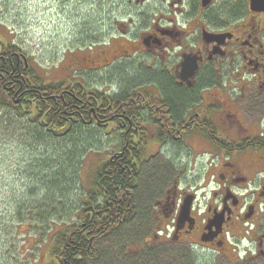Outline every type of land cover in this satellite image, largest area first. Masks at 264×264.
I'll return each mask as SVG.
<instances>
[{
	"label": "flooded vegetation",
	"instance_id": "flooded-vegetation-1",
	"mask_svg": "<svg viewBox=\"0 0 264 264\" xmlns=\"http://www.w3.org/2000/svg\"><path fill=\"white\" fill-rule=\"evenodd\" d=\"M89 3L105 25L73 28L74 38L92 37L69 43L77 51L59 80L0 36V94L15 91L17 102L18 80L34 74L107 87V108L73 99L77 120L109 132L114 173L130 164L136 177L155 172L158 184L152 203L137 204L140 234L149 232L120 253L121 264L142 254L153 257L144 264H264V0H88L93 11ZM93 32L106 33L97 41ZM127 67L131 77L149 73L120 93L127 82L116 71Z\"/></svg>",
	"mask_w": 264,
	"mask_h": 264
},
{
	"label": "rangeland",
	"instance_id": "rangeland-1",
	"mask_svg": "<svg viewBox=\"0 0 264 264\" xmlns=\"http://www.w3.org/2000/svg\"><path fill=\"white\" fill-rule=\"evenodd\" d=\"M77 1L79 0H0V36L6 40H13L28 60L39 66V72L44 77L46 74L51 80H59L66 73L64 67L68 56L77 51L76 48L68 46L69 43L72 40H81L82 36L86 39L92 37L89 32H77V38H74L71 33V31L75 32L73 28L89 25V28L102 29L105 25L102 9L89 3L90 6L96 7V10L91 11L86 4L88 0ZM75 8L76 12L73 11ZM78 12H82L81 16ZM84 12L87 14L85 15ZM90 19L91 22L87 23ZM89 28L87 26L84 30ZM93 33L97 41H100L103 37L101 34L106 32ZM69 50L73 51L70 53ZM1 114L4 113L0 111ZM3 120L2 125H6L7 129H0V226L3 223L8 224L5 226L11 237L9 240L0 238L2 246L0 264H48L54 233L64 223L70 224L71 221H76L73 211H70L71 207L73 206L72 209L78 207L76 204L79 203L81 188L85 192L93 189L91 182L94 168L107 154L109 155V132H104L102 138L104 151L96 149L97 145H95L86 152L87 149L84 147L89 144L83 143L84 137L80 141H47L43 137L35 141L31 136L27 137L26 132L20 130H24L28 125H19L17 122L19 118L8 114ZM143 174L147 176L148 171H144ZM53 178L56 182H62V186L65 187V190L60 192L62 195L60 201L68 203L66 213L62 212L64 214L59 219L54 218L57 222L53 224V228L39 235L35 228H27V225L10 226L13 220L12 212L15 210L13 208H18L20 200L26 196L25 193H28L29 189L36 188L37 195L36 192L34 195H43L44 191L39 181H48L46 193L55 194L56 190L51 189L49 183ZM149 199L147 201L152 203L155 198ZM140 201L141 205H144L143 197ZM140 216L141 212L139 217L133 220V226L138 227L141 223ZM140 231L139 225L137 232L125 233L123 230L112 234L101 245L98 243L97 249L109 255L107 260L105 256L101 257L104 263L121 264L120 253L126 247L134 248L138 245L140 238L149 232L148 225L146 234H140ZM14 241L17 244L16 250ZM148 253L154 252L144 251V254ZM141 256L136 259V264H144L145 259ZM151 260L148 259L146 262Z\"/></svg>",
	"mask_w": 264,
	"mask_h": 264
},
{
	"label": "trees",
	"instance_id": "trees-1",
	"mask_svg": "<svg viewBox=\"0 0 264 264\" xmlns=\"http://www.w3.org/2000/svg\"><path fill=\"white\" fill-rule=\"evenodd\" d=\"M19 49L20 47H18ZM129 69L130 67H127L116 71V73L122 72L120 75L127 82L120 93L125 91L133 93L136 80L149 73L145 70L138 73L133 71L132 73L135 75L131 77L127 74ZM75 76L77 75H73V77ZM20 82H22L21 87H19ZM26 84L35 88V91L30 90ZM80 87L81 89L76 84L65 81H44L36 74L29 76L25 83L19 79L15 95L19 99L17 102L11 97L15 91L6 93L2 90L0 94V111L4 113L0 115V129H7L6 125L2 124L3 117L9 114L14 118H19L17 121L19 125H28L24 130H20L26 132L27 137L31 136L35 141L42 139L41 137L47 141H80L84 137L83 143L89 144L84 147L87 149L86 152L95 145H97L96 149L102 150V138L106 132L104 128H91L81 124V121L77 120V113L73 112L74 108L71 106L76 103L73 100L75 97L82 96L99 109L107 108L109 95L103 90L101 84H88L87 86L82 84ZM71 88L79 89L80 94L74 96ZM85 109L88 110L89 107H85ZM121 138L118 134L113 141L121 140ZM120 158L122 159V155L118 159ZM123 164H114V173L113 165H111L107 154L96 165L91 182L93 189L85 192L81 188L79 203L76 204L78 207H74V209H72L73 206L71 207L70 211H73L76 221L73 220L70 224L64 223L53 235L51 258L48 264H105L101 257L105 256L107 260L109 255L101 253L96 248L97 244L101 245L103 241L117 232L120 233L124 230L127 233L139 230V225L135 227L132 223L135 217H139L142 210L137 204L141 205L142 197L147 201L149 193L154 192L158 184L154 176L155 172L148 173L147 176V173L143 174L142 172L136 177L137 171L134 167L130 164H128L129 166ZM137 181L140 183V187L132 189L134 194L130 196L125 191L126 184L133 183L135 186ZM39 182L44 191L43 195L36 196L38 189H29L28 193H25L26 196L20 200L18 208H13L15 210L12 212L13 220H11L10 226L27 225V228H35L39 235H43L49 232L50 228H53V224L57 222V219L54 218L59 219L66 213L68 203L60 201L62 199L60 192L65 190L62 182H56L54 178L49 181L50 188L56 190L53 195H49L45 191L48 181L41 180ZM35 192L36 195H34ZM137 206L138 208H136ZM62 212L64 213L62 214ZM5 225L8 226L4 223L0 226L1 240H9L11 237ZM14 243L16 250L17 244L15 241ZM0 248L2 250L1 245ZM145 259L150 260L151 257L147 256ZM131 264H136L135 259Z\"/></svg>",
	"mask_w": 264,
	"mask_h": 264
},
{
	"label": "water",
	"instance_id": "water-1",
	"mask_svg": "<svg viewBox=\"0 0 264 264\" xmlns=\"http://www.w3.org/2000/svg\"><path fill=\"white\" fill-rule=\"evenodd\" d=\"M188 210H189V208H188V203H187V206H184V210H182V214H188Z\"/></svg>",
	"mask_w": 264,
	"mask_h": 264
}]
</instances>
